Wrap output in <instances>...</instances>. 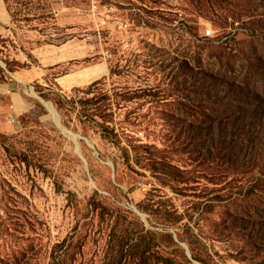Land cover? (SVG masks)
<instances>
[{
  "label": "rangeland",
  "instance_id": "rangeland-1",
  "mask_svg": "<svg viewBox=\"0 0 264 264\" xmlns=\"http://www.w3.org/2000/svg\"><path fill=\"white\" fill-rule=\"evenodd\" d=\"M0 6V264H264V0Z\"/></svg>",
  "mask_w": 264,
  "mask_h": 264
},
{
  "label": "trees",
  "instance_id": "trees-1",
  "mask_svg": "<svg viewBox=\"0 0 264 264\" xmlns=\"http://www.w3.org/2000/svg\"><path fill=\"white\" fill-rule=\"evenodd\" d=\"M246 61H247V59H246ZM246 64H247V67H246L245 71L246 72L252 71V68H253L252 63L247 62ZM259 70H262V72H260V73H263L262 76H260V78H259L262 81L260 88H257L255 90V86L252 85L253 88L251 89L250 88L251 83L248 82V80L245 76H244L242 81H236V82L238 85L239 84L244 85L245 89L252 90L251 92H252L253 96L261 102L262 100H264V98H262V97H264V95H263L264 94V63L261 64ZM220 81H221V83H224V84L227 83L228 85H234V83H235V80H234V82H232V81L230 82L229 79L228 80H220ZM251 112H252V114L257 115V116H262V115L264 116V109L253 107V110ZM219 123H221V122H219ZM255 123L256 122H254V123L253 122H223V125L226 126V129L232 128V130H233V128L234 129H243L244 127H247L248 125H255ZM262 128L264 130V122H258L257 126L255 125L254 131L256 129H262ZM251 129H253V127H251ZM246 134H247V138L250 139V141L252 140V138H254V136H252L251 134H249L247 132H246ZM251 143L253 144V142H251ZM241 145L243 146V143ZM224 147L227 148V150H229L228 149L229 145L227 142L224 144ZM254 149H256V147ZM254 149H252V150H254ZM242 155L243 156L240 158L238 167H236V169H238L239 167L244 168V169H246L247 167H252L253 169H257L259 174L263 176L262 178H264V156H262V158H259V160H258V158L255 155L254 156H250V155L246 156L245 153H243ZM224 157H225V161L227 160V165H229L228 163H230V157L229 156H224ZM251 160H254L255 164H253L251 162Z\"/></svg>",
  "mask_w": 264,
  "mask_h": 264
},
{
  "label": "built area",
  "instance_id": "built-area-1",
  "mask_svg": "<svg viewBox=\"0 0 264 264\" xmlns=\"http://www.w3.org/2000/svg\"><path fill=\"white\" fill-rule=\"evenodd\" d=\"M206 34H207V35H209V34H210V31H209V30H207V31H206Z\"/></svg>",
  "mask_w": 264,
  "mask_h": 264
},
{
  "label": "crops",
  "instance_id": "crops-1",
  "mask_svg": "<svg viewBox=\"0 0 264 264\" xmlns=\"http://www.w3.org/2000/svg\"><path fill=\"white\" fill-rule=\"evenodd\" d=\"M0 13H1V6H0ZM0 91H2L1 87H0Z\"/></svg>",
  "mask_w": 264,
  "mask_h": 264
}]
</instances>
